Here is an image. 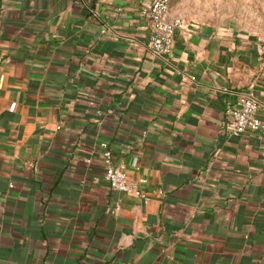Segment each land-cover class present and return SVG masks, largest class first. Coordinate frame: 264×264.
<instances>
[{"label": "crops", "instance_id": "0c3cea01", "mask_svg": "<svg viewBox=\"0 0 264 264\" xmlns=\"http://www.w3.org/2000/svg\"><path fill=\"white\" fill-rule=\"evenodd\" d=\"M150 2L0 0V264H264V132L223 123L254 78L264 122V38L182 17L157 56Z\"/></svg>", "mask_w": 264, "mask_h": 264}, {"label": "built area", "instance_id": "2783aa9c", "mask_svg": "<svg viewBox=\"0 0 264 264\" xmlns=\"http://www.w3.org/2000/svg\"><path fill=\"white\" fill-rule=\"evenodd\" d=\"M148 19L149 38L147 47L157 56L169 54L173 48L174 35L183 24V18L171 14V0H151L144 9ZM0 57V62H1ZM241 89L233 103L224 110V127L230 135L264 132V122L259 118V103L254 95L256 79H243ZM103 146L106 147L104 144ZM105 168L103 179L109 188L137 197L146 202L148 196L139 188L144 180H133L127 176L122 165L112 161L109 149L103 151ZM34 167V165H33Z\"/></svg>", "mask_w": 264, "mask_h": 264}, {"label": "rangeland", "instance_id": "374dc122", "mask_svg": "<svg viewBox=\"0 0 264 264\" xmlns=\"http://www.w3.org/2000/svg\"><path fill=\"white\" fill-rule=\"evenodd\" d=\"M171 10L185 20L264 38V0H171Z\"/></svg>", "mask_w": 264, "mask_h": 264}]
</instances>
